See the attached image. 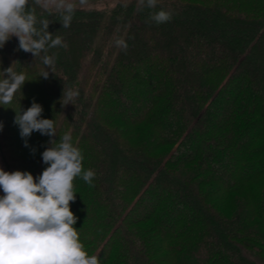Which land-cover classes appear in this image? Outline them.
Instances as JSON below:
<instances>
[{"label":"trees","instance_id":"trees-1","mask_svg":"<svg viewBox=\"0 0 264 264\" xmlns=\"http://www.w3.org/2000/svg\"><path fill=\"white\" fill-rule=\"evenodd\" d=\"M29 8L67 48L49 50L47 79L43 53L15 36L0 48V79L10 66L27 76L0 107L9 172L38 177L49 141L70 133L96 174L73 181L74 227L100 264H264V0H159L173 14L160 25L137 0L77 6L69 28ZM33 101L57 135L33 132L26 147L14 117Z\"/></svg>","mask_w":264,"mask_h":264},{"label":"clouds","instance_id":"clouds-1","mask_svg":"<svg viewBox=\"0 0 264 264\" xmlns=\"http://www.w3.org/2000/svg\"><path fill=\"white\" fill-rule=\"evenodd\" d=\"M35 4L49 14L60 16L63 28H69L77 4L75 0H34ZM80 5L85 0H79ZM159 0H137V9H150L149 19L157 25L170 22L172 12L158 7ZM30 0H0V48L13 37L19 41V49L41 56L46 66L41 76L45 79L49 71L54 73L56 56L48 55L50 49L67 48L63 37L48 31L49 20H39ZM40 25L37 27V25ZM118 47H126L123 40L116 41ZM0 79V107L10 104L17 92H21L27 81L24 72L12 67L5 69ZM22 93V92H21ZM78 90L63 89V105L73 104ZM15 111V110H14ZM14 117V124L25 140L33 132L54 137L57 135L54 119L42 118V105L32 102L26 110L20 108ZM0 122V131L3 130ZM50 146L42 153L44 164L48 165L38 177L28 171L6 172L0 168V264H100L96 255H89L74 227L78 217L71 210L76 193L73 181L80 177L90 186L95 172L85 170L81 150L74 146L70 133L59 140H50Z\"/></svg>","mask_w":264,"mask_h":264},{"label":"rangeland","instance_id":"rangeland-1","mask_svg":"<svg viewBox=\"0 0 264 264\" xmlns=\"http://www.w3.org/2000/svg\"><path fill=\"white\" fill-rule=\"evenodd\" d=\"M120 1L123 2V1H128V0H85V3L83 5H80L79 0H75L77 6H86L89 8H96V9H110L112 7H115V5L118 4ZM134 133H135L134 131H131V136H133ZM90 135H91V133H90ZM0 168H3L4 171L9 172L8 166L5 163V160L3 158V154L1 153V151H0ZM189 169H190L189 166H188V169H187V167L180 169L182 171L181 176L189 174L190 173ZM186 176H189V175H186ZM204 190H207V189L205 188ZM2 195H4V193L2 190H0V196H2ZM236 198H238V200H241V201L245 200V196L241 195L240 193H238ZM224 209H225V212L227 210V213L228 212L233 213V212H235V204L233 202H231V204L227 203L226 206L224 207ZM256 256H258V255L256 254Z\"/></svg>","mask_w":264,"mask_h":264}]
</instances>
